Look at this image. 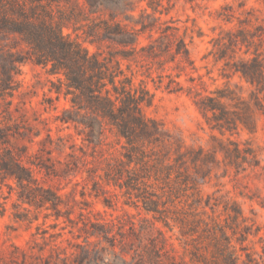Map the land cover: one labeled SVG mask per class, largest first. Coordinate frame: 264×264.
Instances as JSON below:
<instances>
[{
    "label": "trees",
    "instance_id": "obj_1",
    "mask_svg": "<svg viewBox=\"0 0 264 264\" xmlns=\"http://www.w3.org/2000/svg\"><path fill=\"white\" fill-rule=\"evenodd\" d=\"M172 1L0 0V208L11 200L15 220L43 219L24 245L1 250L0 264H264L247 245L257 238L264 253L255 213L201 194L218 170L264 180V148L236 138L264 116V24L213 42L247 95L228 83L209 90L189 49L201 30L165 19ZM26 63L47 75L43 111L64 102L55 131L29 117L18 81ZM149 85L191 98L208 147L146 114ZM87 198L123 214L105 218Z\"/></svg>",
    "mask_w": 264,
    "mask_h": 264
},
{
    "label": "rangeland",
    "instance_id": "obj_2",
    "mask_svg": "<svg viewBox=\"0 0 264 264\" xmlns=\"http://www.w3.org/2000/svg\"><path fill=\"white\" fill-rule=\"evenodd\" d=\"M142 6L145 3L141 4ZM165 19L173 18L178 21L181 27H192L201 30V36L190 34L191 39L189 49L191 57L197 68V73L204 75L208 89L212 90L228 83L231 87H238L244 95L248 93V86L238 75H233L224 70L223 62L216 61L212 50L214 39L220 34L238 28H251L257 24H264V0H196V5L189 4L185 0H174ZM90 51L94 48L88 46ZM21 83L20 91L25 93L24 101L29 110V117L36 111L41 118L47 119L49 127L55 131V116L64 107L61 100L57 103V109H50L46 112L40 102L43 95L47 93V75L40 68L26 63L21 67V74L18 76ZM149 88L154 93L152 104L145 109L149 117L159 120L166 129L179 134L187 144H194L208 147V131L202 123L201 117L196 111L192 100L185 94L168 93L162 89L155 90L151 85ZM15 102L18 101L16 98ZM251 138L255 147L264 148V116H258V127L254 135L242 134L236 137L238 140ZM76 137H74L75 139ZM77 143L80 139H75ZM68 151V150H67ZM58 157L57 153H54ZM60 159L63 155L59 156ZM264 163V153L261 154ZM222 170H218L201 186V194L207 196L222 197V200L236 201L239 203L247 216H253L256 224L261 228L259 236L264 235V180L254 174L235 176L229 171L225 176H221ZM63 186V184L61 185ZM70 186L64 191H68ZM78 189H80L78 187ZM79 198V196H78ZM93 204L95 210L100 211L105 218L111 219L122 216L121 209H104L98 199L87 198ZM11 200L7 201L5 211L0 208V254L1 250L9 242L17 245H24L31 234L36 233V226L42 224V216L37 222L18 221L13 218ZM51 221H46L47 226ZM43 226V227H44ZM53 232V230H49ZM169 236V235H168ZM67 237L64 235L63 238ZM69 237V236H68ZM62 241L59 239L58 242ZM174 244L178 257H182V248L174 239L170 240ZM66 246V242H62ZM247 245L251 247L259 256H263L262 245L258 239L249 237ZM258 256V257H259ZM187 260V258H185Z\"/></svg>",
    "mask_w": 264,
    "mask_h": 264
}]
</instances>
